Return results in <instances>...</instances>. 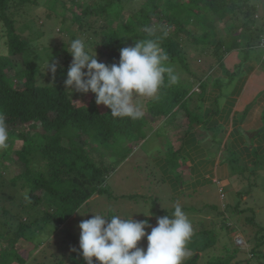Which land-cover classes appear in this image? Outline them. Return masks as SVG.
I'll use <instances>...</instances> for the list:
<instances>
[{"label": "rangeland", "instance_id": "obj_1", "mask_svg": "<svg viewBox=\"0 0 264 264\" xmlns=\"http://www.w3.org/2000/svg\"><path fill=\"white\" fill-rule=\"evenodd\" d=\"M121 1L129 7L121 12L119 23L134 21V13L139 9L142 0ZM44 2L45 0H39L31 15L36 25L32 26L24 20L26 27H23V30L18 28L17 34L32 46L31 55L26 53L24 57L38 65L45 77H50V72L45 71L44 61L51 58L50 63L58 62L59 72L60 63L68 53L69 43L77 35V28L76 24L72 23L71 11L66 12L64 17L60 14V3L55 5L58 13H52L48 18L50 11ZM75 2L85 8L95 4L97 0ZM250 4L257 7L253 15L256 23H264V0H251ZM66 5L68 8L72 7L70 1ZM21 11L23 13L17 16L18 20H22L26 13L31 12L28 9ZM242 16L243 14H238V23ZM215 19L216 22L212 26L215 41L224 40L231 43L229 39L243 36L239 24H231L229 16L222 20ZM100 23L98 20V24ZM115 23L111 21V25ZM230 25L236 26L230 31L227 29ZM197 29L199 27L195 25L188 26L186 30L197 32ZM200 29L202 30L201 27ZM128 34L130 36L133 33ZM182 35L187 66L182 68L176 61L168 63V66L173 67L178 75L179 86L190 90L188 96H192L191 100L187 101V107L191 111L192 121L187 120L184 112L177 113L172 121L171 118L156 124L145 122L146 124L141 126L142 131L140 128L133 133L136 142L131 135L129 141L128 138L121 137L119 143L116 138H111L108 141L109 148L100 146V152L106 156L103 164L112 165L113 171L103 182L105 192L93 195L76 211L85 216L75 212L55 231L49 226L40 233L30 234V238H26L27 241L18 240L14 246L16 252L11 251L9 247L8 239L12 235L0 236V264H69V253L79 246L78 225L82 220L90 219L91 213H102L106 216L118 214L122 218L133 216L132 218L138 221L148 219L149 224L154 227L156 218L171 215L176 203H179L188 215L194 232L188 245L192 255L185 261L191 257L196 258L199 254L195 264H264V113L260 111L257 124L263 125H258V136H255L256 129L241 130L237 125L241 123L242 116L249 117L258 106L257 97L264 91V66L250 62L244 72L238 64H244L247 53L252 55V58L256 57L258 54L254 52L257 50L264 57V49L258 46L257 49L244 51V44L236 46L237 48L228 45L226 48L231 50L223 55L220 66L217 54L214 55L213 45L206 48L205 43H200L196 49L185 42L187 34ZM262 36L264 37V32ZM79 37L85 39L87 46L94 47L98 58L92 31L89 30L77 38ZM260 42L261 40L258 44L261 46ZM61 43L66 44V47H62ZM227 53L232 56L234 65L232 61L227 60ZM12 59L17 62L13 69L7 72V77H13L15 71L23 66L18 57ZM257 69L261 71L254 74L256 78L247 79L250 77L248 73ZM57 72L54 76H57ZM220 80L223 83L221 88L217 89L215 83L221 84ZM39 83L50 82L40 79ZM200 83L204 85V93L203 87L199 88ZM80 95L81 93H78L81 101L88 103V98ZM238 98L239 112L244 110L245 100H248L250 107L246 108L247 112L237 114L235 107ZM148 99L139 98L143 110ZM198 104H202V107ZM24 131L28 133L27 138L34 133V129L30 127L24 128ZM35 131L40 132L39 129ZM228 132L230 135L227 136ZM8 145V148L0 150V154H6V159L2 160L0 166V187L3 185L0 188V233L9 232L6 229L7 220L13 215H19L22 221H26L30 214L35 218L43 213L41 207L31 209L28 202L20 204L22 180H17L14 186L10 185V180L21 174L24 168L15 154L21 146V141L16 138L15 133H9ZM252 151L257 154H252ZM91 157L96 158V155L92 153ZM175 157L183 166L182 174L174 165L166 163L168 158L172 159L174 164ZM217 160L220 161L221 168L218 167ZM214 170L220 180L228 179L226 185L221 182L223 194L218 192V183L211 180L215 178ZM224 170L226 175L222 176ZM36 195L42 199L44 207L49 208L48 211L55 209L47 205L50 200L47 194L40 192ZM224 207L225 213L219 216L220 209ZM3 210L8 211V214H3ZM150 212L151 217L143 216ZM222 218L225 228L220 224ZM16 225L14 224L15 227ZM203 231L206 232L202 233ZM240 238L242 242L239 244ZM146 246V239H142L138 244L141 248ZM198 250L202 252H197ZM14 253L18 254L19 259Z\"/></svg>", "mask_w": 264, "mask_h": 264}, {"label": "trees", "instance_id": "obj_2", "mask_svg": "<svg viewBox=\"0 0 264 264\" xmlns=\"http://www.w3.org/2000/svg\"><path fill=\"white\" fill-rule=\"evenodd\" d=\"M68 1L71 8L66 5ZM250 1L142 0L139 9L134 13L136 19L126 23H119L121 12L129 7L121 0H97L95 4L85 8L75 0H45L44 3L50 11L47 14L48 18L52 13H58L55 8L57 3L61 4L60 14L63 17L66 12L71 11L72 23L76 24L77 28V35L74 38L84 35L89 30L92 31L99 55L97 59L100 62L108 65L118 63L119 50L122 47L132 46L139 39L159 36L160 45L169 56L166 64L176 61L182 68H186L185 50L182 45L183 33L187 34L185 42L196 49L200 43H205L206 48L213 45L214 55L217 54L220 66L223 55L232 47L244 44V51H250L254 50L259 40H264L262 36L264 23H256L254 20L253 15L257 7L251 5ZM38 4L39 0H0V36L2 35V40L8 48V54L0 56V115L6 119L8 133H15L16 138L21 141V146L15 154L24 168L21 174L10 180V185L14 186L17 180H22L20 204L28 202L31 209L43 208L41 216L33 218L30 214L26 221H22L19 215H13L7 220L6 229L9 232H2L0 236L12 235L8 242L11 251L14 252L18 240H26L30 238V234L40 233L49 226L53 227V231L57 230L93 195L105 192L103 182L113 171V166L103 164L106 156L100 152V146L105 145L109 148L108 141L111 138H116L120 143L121 137H126L129 141V136L132 135L131 138L134 140L133 133L140 128L142 131V127L148 121L153 124L158 121H169L171 118L172 121L177 113L184 112L187 120L192 121L191 111L187 107V101L191 100L192 96H188L190 90L180 87L179 83L169 85L167 79L160 88L157 98L147 100L143 117L132 120L112 117L108 108L95 104V96L91 92L80 95L88 98V103H85L74 89L72 91L65 89L64 79L72 59L68 53L60 63L57 76L50 73V77H45L38 65L24 57L26 53L31 55L32 46L25 43L17 34L18 28L23 30V27H26L24 20L32 26L36 25L31 15ZM22 9L31 12L29 14L25 12V17L18 20L17 16L23 13ZM239 13L243 16L238 23L236 20ZM226 16H229L231 24H239L238 27L242 29L243 34L238 38L229 39L231 43L224 40L215 41L212 32L215 18L222 20ZM98 20L101 21L100 24ZM111 21H115V25H111ZM195 25L199 27L197 32L186 30L188 26ZM145 26H153L156 29L155 36L148 37L142 31ZM233 26L236 25H230L227 29L231 31ZM164 31L167 32L166 36L163 35ZM128 32L133 34L129 36ZM60 45L66 47L64 43ZM228 45L231 48L227 49ZM249 55L247 53L244 60H247ZM15 56L21 60L23 66L15 71L13 77H7V72L11 71L17 62L12 59ZM262 63L264 64V57ZM40 79L50 83H39ZM220 82L221 84L215 83V88H221L223 82L221 80ZM199 88H202L204 93L203 83H200ZM198 105L202 107V104ZM29 127L34 129V133L27 138L28 133L24 128ZM37 129L40 132L35 131ZM259 133L260 131L256 133L257 136ZM144 137L143 135L142 138ZM92 153L96 158L91 157ZM252 154L256 155L257 152L252 151ZM4 159L6 154H0V166ZM31 163L35 166L32 164L31 167ZM166 163L174 165L178 171L180 169L182 174L183 166L176 161V157L174 164L172 159L168 158ZM40 192L49 196L47 205L54 207V210L48 211L49 208L44 207L42 199L36 195ZM218 192L223 194L221 185H218ZM222 210L219 216H223L226 207ZM2 213L8 214V211L3 210ZM220 222L221 227L225 228L224 218ZM14 224H17L16 227ZM14 255L19 259L17 253ZM198 255L196 258L191 257L184 264H195ZM68 256L69 264H85L79 253V246Z\"/></svg>", "mask_w": 264, "mask_h": 264}, {"label": "clouds", "instance_id": "obj_3", "mask_svg": "<svg viewBox=\"0 0 264 264\" xmlns=\"http://www.w3.org/2000/svg\"><path fill=\"white\" fill-rule=\"evenodd\" d=\"M142 31L153 37L156 29L145 26ZM258 46L263 48L258 43L255 48ZM67 52L72 59L64 79L65 89L81 94L91 92L95 104L108 108L115 118H142L139 98H157L166 79L169 85L179 80L174 68L166 64L169 56L161 47L159 36L122 47L118 63L111 65L98 61L94 47L87 46L83 37L72 39ZM7 54L8 48L0 39V56ZM50 59L44 61L45 71L54 75L59 65L56 61L50 63ZM8 140V124L0 115V150L8 148ZM151 215L150 212L143 216ZM132 217L91 213L90 219L82 220L78 225V244L85 264H93V258L95 264H184L192 255L188 245L193 238V226L179 203L171 215L157 217L154 227L148 219L138 221ZM142 239H146V248L138 247Z\"/></svg>", "mask_w": 264, "mask_h": 264}, {"label": "crops", "instance_id": "obj_4", "mask_svg": "<svg viewBox=\"0 0 264 264\" xmlns=\"http://www.w3.org/2000/svg\"><path fill=\"white\" fill-rule=\"evenodd\" d=\"M255 49V48H254ZM250 53H252V52H250ZM255 54H258L256 57H253L252 58V55H249L250 57H248V59L246 60V61H244L243 63V65L241 64V63H239L238 65L239 66H242L241 68H242V70L245 72V67L246 66H248V65H250V62H252V63H254L255 65H257V66H264V64H262V54L259 52V50H257V51H255L254 52ZM235 54V53H234ZM227 58H229V59H227V60H230V61H232L231 63L233 64V62H234V60L233 59H231V57L230 56H228V53L225 55ZM248 62V63H247ZM247 63V64H246ZM234 65V64H233ZM259 71H261L260 69H257V70H252L250 73H248L249 75H250V77H247V79H249V80H252V79H254V78H256L255 77V75L254 74H259ZM240 74V73H239ZM264 74V73H263ZM241 76H243V74H241ZM253 83H251V85H252ZM218 91V90H217ZM259 96H260V94H259ZM257 97V99L259 100H256V103L258 104V106L259 107H261V109L258 107V106H256L255 108H254V110H253V112L249 115V117H248V115L247 116H242V120L240 121L241 123L240 124H237L240 128H241V130L242 129H244V130H252V131H254L253 129H256L257 131H256V133L260 130L259 128V126L258 125H263V124H261L260 122V124H257L258 123V119L260 118V111H262V113H264V91L263 92H261V96L260 97ZM263 101V102H262ZM239 103H240V101H239V98H238V103H237V105H236V107H235V110H237L238 112H237V114H240L241 112H245V111H247V109L246 108H248V106L250 105V104H248V100H245V103H244V105H245V107H244V110H240V112H239ZM250 107V106H249ZM262 117V116H261ZM233 119V118H232ZM255 133V136H257V134ZM211 137H212V135L211 134H209ZM228 135H230V133L228 132L227 133V136ZM205 136V135H204ZM226 136V137H227ZM205 138H207L206 136H205ZM217 162V165H218V167H219V165H221L220 164V161L219 160H217L216 161ZM183 168V167H182ZM219 168H221V167H219ZM180 170V169H179ZM214 172H215V170H214ZM223 175H226V171L224 170L223 171V173H222V176ZM214 176H215V178H211V180L213 181V182H219V184L218 185H221L222 183H223V185H226L227 183H228V179H222V180H220V178H218V176L216 175V172H215V174H214ZM222 182V183H221ZM221 210V212L223 211L222 209H220ZM223 213H225V211L223 212ZM219 217V216H218ZM235 236H238V235H236L235 234ZM240 240H241V238H240ZM242 242V241H241ZM240 244V243H239Z\"/></svg>", "mask_w": 264, "mask_h": 264}, {"label": "built area", "instance_id": "obj_5", "mask_svg": "<svg viewBox=\"0 0 264 264\" xmlns=\"http://www.w3.org/2000/svg\"><path fill=\"white\" fill-rule=\"evenodd\" d=\"M260 43H261V47L264 48V40H262ZM217 183H218V182H217Z\"/></svg>", "mask_w": 264, "mask_h": 264}]
</instances>
